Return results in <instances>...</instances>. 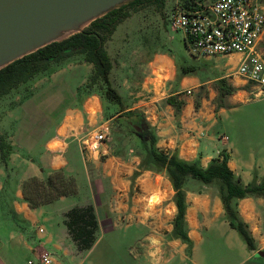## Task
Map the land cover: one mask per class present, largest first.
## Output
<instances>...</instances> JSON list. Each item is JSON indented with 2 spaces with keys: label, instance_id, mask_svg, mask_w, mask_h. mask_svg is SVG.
<instances>
[{
  "label": "crops",
  "instance_id": "1",
  "mask_svg": "<svg viewBox=\"0 0 264 264\" xmlns=\"http://www.w3.org/2000/svg\"><path fill=\"white\" fill-rule=\"evenodd\" d=\"M176 5L177 2L173 8ZM116 31L106 47L112 59L119 47ZM215 58L233 60L234 67L211 84L216 87V81L224 78L234 91L220 97V103L215 104L212 99L218 89L210 87V97L201 98L197 108L192 97L183 96L184 105L175 115L173 106L159 101L158 96L166 83L162 79L163 69L170 70L174 60L166 53H156L147 63L146 80L153 93L144 102L143 113L157 137L156 146L163 151H175L180 158L198 161L206 167L225 149L230 169L244 184L259 182L264 178V113L233 118L220 116L226 106L249 101L256 87H246L247 82L235 73L240 54L216 55ZM64 62L41 83L54 81L49 97H43L45 95H40L41 91L36 89L18 102L22 114L17 116L16 130L0 127V133L6 135L11 144L6 164L0 160V190L11 188L9 176L18 159L23 166L14 183L8 220L2 222L0 217V264H21L25 256L34 258L35 262L27 260L28 264H42L43 252L51 256L48 264H264V256L257 255L258 251H264V197L260 195L247 196L237 202L239 216L252 233L254 249H249L229 225L217 185L195 179H188L184 185L185 219L192 245L187 247L180 239L169 237L176 207L172 201L174 190L165 172L142 170L133 182V189L139 191H132L129 176L137 169L139 159L121 156V152L132 151V148H123L119 155L110 152L104 160L82 149L80 140L95 127L101 101L99 95L91 93L81 102L77 94L78 86L91 72V64L78 57ZM77 66L84 69V75L72 85L58 78L61 71ZM121 73V66L111 71L116 88L121 86ZM199 86L204 85L185 74L171 94ZM255 97L264 99V95ZM57 108L64 112L51 122ZM94 108L96 111L92 112ZM222 135L227 137L225 141L220 138ZM42 137L47 138L41 151H34ZM71 137L77 139L75 155L68 153ZM21 151L27 152L28 157ZM55 169L75 179L76 193L30 207L23 197V181L31 176L43 178ZM153 196L157 203H151ZM86 207L91 209L95 222L94 240L89 247L76 240L67 225L70 210ZM1 214L5 211L0 206ZM16 220L21 223L14 222ZM134 224L141 227L142 234L131 231Z\"/></svg>",
  "mask_w": 264,
  "mask_h": 264
},
{
  "label": "trees",
  "instance_id": "2",
  "mask_svg": "<svg viewBox=\"0 0 264 264\" xmlns=\"http://www.w3.org/2000/svg\"><path fill=\"white\" fill-rule=\"evenodd\" d=\"M165 1L132 0L93 20L82 31L63 40L51 42L1 68L0 98L28 82L37 74L51 71L53 65L58 66L63 60L80 56V59L91 64V72L87 80L77 89L78 96L83 93L90 95L93 93L94 87H97L101 96L118 106L115 113L109 116L114 118L113 123H121L129 129L130 126H135L141 131L144 127L147 130L148 142H142L140 145L141 160L138 163L139 168L132 173V178L139 175L142 170L165 172L174 190L172 201L176 207L169 237L180 239L187 244V247L192 245L185 219L187 202L184 185L188 179H195L205 184L213 182L217 185L229 225L240 234L249 249H254L252 233L239 216L237 202L239 199L251 195L264 197V178L259 182L252 181L244 184L240 177L230 169L229 154L225 149L212 158L206 167H202L198 161L191 162L180 158L175 151H163L156 146L157 137L144 114L137 109L126 107L123 96L113 85L110 77L115 61L110 57L106 47L117 25L130 17L131 13L136 11L141 4L145 2L154 4L159 10H162ZM186 2L187 0H181L180 4L186 5ZM183 40L187 46L185 38ZM182 71L188 73L191 69L182 67ZM216 87L220 97L234 91L232 86L226 84L224 78L216 81ZM84 90L85 92H83ZM165 102L173 106L174 113L177 115L185 101L180 99L177 94H170L166 97ZM198 105L199 103L196 102L195 107L197 108ZM114 133L118 145L113 150V155H119L123 148H133L131 145L128 148V145L122 144L123 136L119 131L116 130ZM10 150L11 144L6 135L0 133V160L3 164L7 162ZM76 191L75 179L72 176H66L61 169L51 170L43 178L28 177L22 183L23 197L32 208L61 196L73 195ZM67 217V225L73 237L85 247H89L94 240L95 227L91 209L89 207L72 209L68 212Z\"/></svg>",
  "mask_w": 264,
  "mask_h": 264
},
{
  "label": "rangeland",
  "instance_id": "3",
  "mask_svg": "<svg viewBox=\"0 0 264 264\" xmlns=\"http://www.w3.org/2000/svg\"><path fill=\"white\" fill-rule=\"evenodd\" d=\"M176 2L178 5L181 0H166L162 10H159L154 4L145 2L138 6L137 10L133 11L130 17L123 20L116 27V45L120 48L118 47V52L115 54L113 60L115 61V69H118L119 66L122 67V79L120 82L121 86L117 87V90L123 96L126 107L128 106L129 108L137 109L142 113L146 109L144 102L148 101L153 93L151 85L149 86L146 80L149 74L147 63L156 53H166L174 60V66H172L170 70L163 69L164 75H162V79H164L166 83L162 86L161 91L158 94L160 97L159 101L162 102L165 101V98L168 95L177 89V85L181 77L185 74H188L189 78L193 77L198 79V81L202 82L204 86H199L196 89L190 88V93L185 90L183 92L177 93V95L180 99L183 96L192 97L195 103H199L201 98L210 97L211 88H216L214 84H211L212 81L226 70L228 72L232 71V68L234 67V61L229 60L228 58L217 60L215 56H196L189 52L188 47L184 44V35L182 31L172 28L169 22V15ZM261 48L264 54V44L261 46ZM77 57L80 59V56ZM64 61L65 60L60 63L61 66L66 63ZM56 67V65H53L51 71L37 74L28 82L21 84L17 88L13 89L9 94L0 98V127L16 130L17 116L19 117L22 114V112L19 113L20 106L18 102L31 95L36 89L41 91L40 95H45L43 97H49L48 93L52 91L54 87L52 86L54 85V81L52 84L46 82L41 85V83L46 76H50L53 70H56ZM182 67H189L191 71L188 73H183ZM83 75L84 69H82L81 66H77L75 68H68L61 71V74L58 78H62L72 85ZM118 77L121 78L120 74ZM82 84L78 86V89ZM245 85L248 88L252 86L251 83H246ZM83 92H85V90ZM93 93L99 95L101 108L97 116L95 127L90 128L85 133V136H89L93 132L97 131L101 124L108 126L111 136L110 141L107 143L110 148L109 152H105L104 154L101 152L95 153L97 159L104 160L105 156L109 155L110 152L113 153L116 145H118V141L116 140L114 133L117 130L123 136L121 139L122 144L128 145V148L129 145L133 147L132 151H129L126 148L128 151L121 152V156H126V158L136 156L140 162L142 155L140 145L142 142L147 143L148 138L137 135L132 131L131 128L129 129L121 125V123H113L114 118L109 116L115 113V111L118 109V106L110 103L103 96H101L100 92L97 90V87H94ZM87 96L88 95L86 93H83V95L79 97L80 101H84ZM249 98V101L238 102L233 105L226 106L225 109L220 112V116L222 118H233L237 115L240 116L241 114H251L258 112L264 113V99L256 100L254 93H251ZM212 102L215 104L220 103V96L218 93L216 97L212 99ZM58 108L54 110L51 122L55 119H59L63 114L64 110L62 108ZM91 111L95 112L96 108L91 109ZM45 138L47 137H42L41 141L37 144L38 149L36 148L34 151H41ZM68 142V153L70 155H75L77 152V139L71 137L68 139ZM21 154L25 155V157H28V154L25 151H21ZM15 164L16 167L13 173L9 176L11 188L7 190L5 187L3 190H0V206L1 209L5 211V214L0 215L2 222H6V220H8V210L11 208V196L13 195L14 183L17 179V175L23 168L22 163L19 162V159L15 162ZM138 168L139 167L137 164V169ZM129 178L132 183V191L138 192V188L133 189L135 177L132 178L131 174ZM84 186L86 187V184ZM153 198H155V196L150 198V201H152L151 203H157L158 200ZM10 218L12 217L10 216ZM14 222L21 223L19 220ZM131 231L138 235L142 234L141 227L139 225L134 224L131 228ZM27 260L35 262L33 257L25 256L21 264H28Z\"/></svg>",
  "mask_w": 264,
  "mask_h": 264
},
{
  "label": "built area",
  "instance_id": "4",
  "mask_svg": "<svg viewBox=\"0 0 264 264\" xmlns=\"http://www.w3.org/2000/svg\"><path fill=\"white\" fill-rule=\"evenodd\" d=\"M169 22L172 28L182 31L192 55L240 54L236 75L256 87L255 96L264 95L263 0H187L186 5L172 9ZM220 138L227 139L225 135ZM110 139L108 126L101 124L80 141L84 151L104 154ZM50 262V254L43 252L40 263Z\"/></svg>",
  "mask_w": 264,
  "mask_h": 264
},
{
  "label": "water",
  "instance_id": "5",
  "mask_svg": "<svg viewBox=\"0 0 264 264\" xmlns=\"http://www.w3.org/2000/svg\"><path fill=\"white\" fill-rule=\"evenodd\" d=\"M130 1L0 0V69L82 31L93 20ZM257 255L264 256V251Z\"/></svg>",
  "mask_w": 264,
  "mask_h": 264
},
{
  "label": "flooded vegetation",
  "instance_id": "6",
  "mask_svg": "<svg viewBox=\"0 0 264 264\" xmlns=\"http://www.w3.org/2000/svg\"><path fill=\"white\" fill-rule=\"evenodd\" d=\"M180 4V3H179ZM132 127V126H131ZM144 127V126H143ZM142 127V128H143ZM132 131H134L135 133H138V135L139 136H141V137H147V130H146V128L144 127L143 128V130L141 131V129H136V127L135 126H133V128H132Z\"/></svg>",
  "mask_w": 264,
  "mask_h": 264
}]
</instances>
